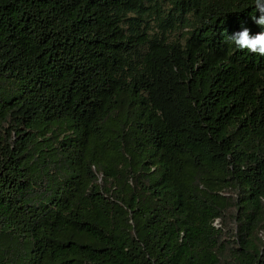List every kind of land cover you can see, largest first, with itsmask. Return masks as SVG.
<instances>
[{
	"label": "trees",
	"instance_id": "obj_1",
	"mask_svg": "<svg viewBox=\"0 0 264 264\" xmlns=\"http://www.w3.org/2000/svg\"><path fill=\"white\" fill-rule=\"evenodd\" d=\"M253 0H0V264H264Z\"/></svg>",
	"mask_w": 264,
	"mask_h": 264
},
{
	"label": "clouds",
	"instance_id": "obj_2",
	"mask_svg": "<svg viewBox=\"0 0 264 264\" xmlns=\"http://www.w3.org/2000/svg\"><path fill=\"white\" fill-rule=\"evenodd\" d=\"M256 13L249 16L252 22L259 27V31L253 33L251 29L241 24L240 29L227 35V40L237 49H247L249 53L264 56V0H253Z\"/></svg>",
	"mask_w": 264,
	"mask_h": 264
}]
</instances>
